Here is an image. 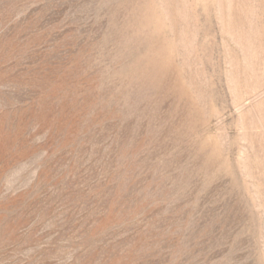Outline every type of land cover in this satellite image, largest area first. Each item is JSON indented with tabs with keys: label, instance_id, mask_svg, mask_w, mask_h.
I'll use <instances>...</instances> for the list:
<instances>
[{
	"label": "rangeland",
	"instance_id": "obj_1",
	"mask_svg": "<svg viewBox=\"0 0 264 264\" xmlns=\"http://www.w3.org/2000/svg\"><path fill=\"white\" fill-rule=\"evenodd\" d=\"M0 264H264V0H0Z\"/></svg>",
	"mask_w": 264,
	"mask_h": 264
},
{
	"label": "bare ground",
	"instance_id": "obj_2",
	"mask_svg": "<svg viewBox=\"0 0 264 264\" xmlns=\"http://www.w3.org/2000/svg\"><path fill=\"white\" fill-rule=\"evenodd\" d=\"M131 47V46H130ZM133 52V51H132ZM174 74V73H173Z\"/></svg>",
	"mask_w": 264,
	"mask_h": 264
}]
</instances>
